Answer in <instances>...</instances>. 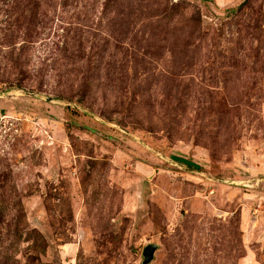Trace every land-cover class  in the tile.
Listing matches in <instances>:
<instances>
[{
	"label": "rangeland",
	"instance_id": "374dc122",
	"mask_svg": "<svg viewBox=\"0 0 264 264\" xmlns=\"http://www.w3.org/2000/svg\"><path fill=\"white\" fill-rule=\"evenodd\" d=\"M264 264V0H0V264Z\"/></svg>",
	"mask_w": 264,
	"mask_h": 264
},
{
	"label": "water",
	"instance_id": "95a60500",
	"mask_svg": "<svg viewBox=\"0 0 264 264\" xmlns=\"http://www.w3.org/2000/svg\"><path fill=\"white\" fill-rule=\"evenodd\" d=\"M156 248L157 245L154 243H149L143 248L141 264H149Z\"/></svg>",
	"mask_w": 264,
	"mask_h": 264
}]
</instances>
